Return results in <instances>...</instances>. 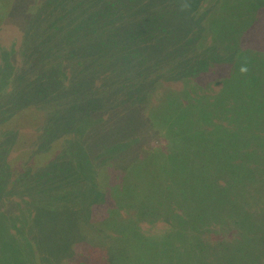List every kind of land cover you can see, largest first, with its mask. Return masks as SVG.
Returning <instances> with one entry per match:
<instances>
[{"label": "rangeland", "instance_id": "obj_1", "mask_svg": "<svg viewBox=\"0 0 264 264\" xmlns=\"http://www.w3.org/2000/svg\"><path fill=\"white\" fill-rule=\"evenodd\" d=\"M196 1H31L32 7L43 2L29 19L33 74L20 75L19 90L7 98L13 104L31 96L39 106L0 120V132L18 131L13 146L0 142V173L19 169L26 159L42 163L75 137L73 128L55 136L67 119H80L82 129L57 164L37 177L0 178V264H212L213 256L199 263L198 239H181L186 217L176 216L184 226L175 219L174 229L166 220L173 216L151 195L157 176L138 163L155 143L146 140L145 127L137 132L134 125L127 131L113 126L146 117L147 95L143 89L135 94L140 83L153 89L157 78L177 86L204 82L199 73L208 67L192 49V20L182 12ZM243 16V128L251 131L264 126V0H243ZM10 17L4 26L19 43L12 32L19 24ZM44 106L54 113L45 144L39 142ZM87 116L92 119L86 122ZM252 161L254 176L246 172L248 163L243 174V264H264V180ZM174 202L181 212L176 197ZM141 219L148 221L136 223Z\"/></svg>", "mask_w": 264, "mask_h": 264}, {"label": "trees", "instance_id": "obj_2", "mask_svg": "<svg viewBox=\"0 0 264 264\" xmlns=\"http://www.w3.org/2000/svg\"><path fill=\"white\" fill-rule=\"evenodd\" d=\"M31 1L0 0V120L38 105L31 96L13 104L7 98L8 93L19 90L20 75L30 77L33 74L32 57H27L35 43L28 34L33 27L29 19L38 15L43 2L32 7ZM156 4L161 5L159 1ZM182 12L192 20L187 31L191 34L189 40L194 43L192 49L208 67L205 75L199 73L204 82L189 79L177 86L157 78L153 89L140 83L135 94L143 89L147 95L146 117L141 121L138 116L135 120L131 116L127 123L118 125L115 122L113 126L127 131L134 125L137 132L143 130L140 126L145 127L146 140L155 141L145 148L146 151L152 148V154L142 155L139 166L157 176L152 183L154 191L151 195L158 199L162 210L173 216L166 218L173 228L176 229V216L186 217L185 226L176 219L184 226L181 239H190L189 235L198 239L199 263L209 261L213 256L212 264H243V190L247 191L243 188L244 164L248 163L246 172L253 177L250 163L256 159L264 180V169L261 168L264 165V126L251 131L243 128V0H197L193 9L183 5ZM9 17L19 24L12 27L13 38L17 36L19 43L10 39L11 31L4 26ZM92 26L91 30H94ZM170 33L168 31V36ZM224 60L230 64L222 63ZM67 76L60 75V78ZM44 107L41 108L46 113L39 142L45 144L48 133L54 129V113ZM90 119L87 116L86 122ZM66 128H73L75 137L63 141L60 148L47 155L42 163H38L37 158L30 162L26 159L19 169L2 168L0 178L11 181L12 176L21 174L31 179L48 166L57 164L61 152L71 147L72 141H77L78 130L82 129L81 120L67 119L66 125L55 136ZM17 134L16 129H4L0 132V142L13 146ZM179 166L184 173L174 169ZM175 197L181 204V212L175 207ZM11 241L15 244L14 238ZM10 258L8 255L6 260Z\"/></svg>", "mask_w": 264, "mask_h": 264}]
</instances>
